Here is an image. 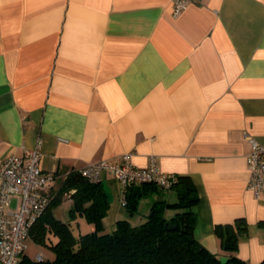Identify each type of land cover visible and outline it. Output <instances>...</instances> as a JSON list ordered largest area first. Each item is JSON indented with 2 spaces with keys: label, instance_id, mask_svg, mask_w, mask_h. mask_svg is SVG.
Masks as SVG:
<instances>
[{
  "label": "crops",
  "instance_id": "0c3cea01",
  "mask_svg": "<svg viewBox=\"0 0 264 264\" xmlns=\"http://www.w3.org/2000/svg\"><path fill=\"white\" fill-rule=\"evenodd\" d=\"M245 134L264 139V0H198L177 17L171 0H0V158L40 139L53 188L90 163L130 153L143 168L155 155L162 172L196 186L201 244L225 256L215 227L242 218L236 255L257 264L264 194L247 188ZM100 181L105 232L176 199L157 187L131 212L121 181L109 171ZM71 206L65 195L52 213L67 222ZM70 223L75 235L93 229L80 215ZM24 254L54 258L31 238Z\"/></svg>",
  "mask_w": 264,
  "mask_h": 264
},
{
  "label": "trees",
  "instance_id": "16d2710c",
  "mask_svg": "<svg viewBox=\"0 0 264 264\" xmlns=\"http://www.w3.org/2000/svg\"><path fill=\"white\" fill-rule=\"evenodd\" d=\"M157 187L152 182L128 184L125 202L129 210L134 212L139 199ZM170 189L175 191L176 199H156L141 223L118 220L114 229L105 232L101 219L106 215L109 200L104 186L101 181H93L78 170H71L52 189L51 202L29 231L30 238L47 246L54 258L31 259L23 254L18 264H250L236 255L239 241L247 230L242 218L215 227L227 257L222 262L220 256L209 252L195 235L197 214L194 207L199 196L191 178L177 175ZM65 195L72 199V206L69 221L62 222L54 217L52 209ZM77 215L93 224V229L75 235L70 220ZM50 234L57 237L55 242L49 238ZM257 264H264V260Z\"/></svg>",
  "mask_w": 264,
  "mask_h": 264
},
{
  "label": "built area",
  "instance_id": "2783aa9c",
  "mask_svg": "<svg viewBox=\"0 0 264 264\" xmlns=\"http://www.w3.org/2000/svg\"><path fill=\"white\" fill-rule=\"evenodd\" d=\"M195 1L198 0H171L173 16L177 17ZM245 139L250 144L247 188L258 198L264 194V139L258 140L250 134H245ZM40 142L38 139L34 147L25 148L20 156L10 154L0 158V264H18L28 247L31 226L53 196L58 176L41 168ZM130 156L125 154L119 163L109 160L90 163L78 171L93 181H100L102 174L109 171L125 187L152 182L161 189H170L176 182L177 175L162 172L155 155L149 157L148 165L143 168L133 165Z\"/></svg>",
  "mask_w": 264,
  "mask_h": 264
},
{
  "label": "water",
  "instance_id": "95a60500",
  "mask_svg": "<svg viewBox=\"0 0 264 264\" xmlns=\"http://www.w3.org/2000/svg\"><path fill=\"white\" fill-rule=\"evenodd\" d=\"M219 258H220V260H221L222 262H224V261L227 260V257H226V256H220Z\"/></svg>",
  "mask_w": 264,
  "mask_h": 264
}]
</instances>
